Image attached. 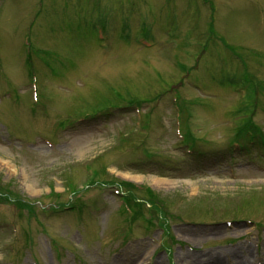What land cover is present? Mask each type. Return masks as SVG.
I'll list each match as a JSON object with an SVG mask.
<instances>
[{"label": "rangeland", "instance_id": "rangeland-1", "mask_svg": "<svg viewBox=\"0 0 264 264\" xmlns=\"http://www.w3.org/2000/svg\"><path fill=\"white\" fill-rule=\"evenodd\" d=\"M127 258L264 264V0H0V264Z\"/></svg>", "mask_w": 264, "mask_h": 264}, {"label": "bare ground", "instance_id": "bare-ground-1", "mask_svg": "<svg viewBox=\"0 0 264 264\" xmlns=\"http://www.w3.org/2000/svg\"><path fill=\"white\" fill-rule=\"evenodd\" d=\"M4 165H7L8 167H10L7 163H3ZM128 260L127 261H129V263H130V261H132V262H135L136 264H138V261H139V259H131V258H127ZM113 264H122V262L121 261H114L113 262ZM140 264H144L143 262H141ZM215 264H219V261H215Z\"/></svg>", "mask_w": 264, "mask_h": 264}]
</instances>
